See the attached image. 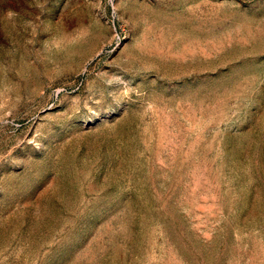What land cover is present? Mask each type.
Wrapping results in <instances>:
<instances>
[{
  "label": "rangeland",
  "instance_id": "obj_1",
  "mask_svg": "<svg viewBox=\"0 0 264 264\" xmlns=\"http://www.w3.org/2000/svg\"><path fill=\"white\" fill-rule=\"evenodd\" d=\"M0 264H264V0H0Z\"/></svg>",
  "mask_w": 264,
  "mask_h": 264
}]
</instances>
